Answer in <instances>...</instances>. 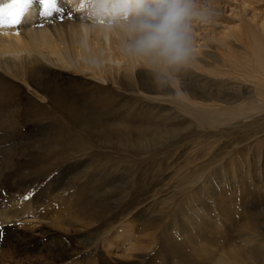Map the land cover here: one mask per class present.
<instances>
[{
    "label": "rangeland",
    "instance_id": "1",
    "mask_svg": "<svg viewBox=\"0 0 264 264\" xmlns=\"http://www.w3.org/2000/svg\"><path fill=\"white\" fill-rule=\"evenodd\" d=\"M248 1L219 5L218 22L239 26L236 40L217 51L207 43L208 67L222 75L189 76L185 88L199 92L195 102L210 103L219 93L240 106L262 104L243 57L252 34L261 38L255 23L264 30V0ZM62 74L45 77L44 103L23 89L20 117L0 120V212L17 213L14 203L35 189L27 200L33 211H61L72 226L56 229L44 219L30 244L3 235L0 264H217L232 246L242 255L252 252V264H264V110L218 122L221 128L200 126L178 102L141 100L129 80L98 88L83 76ZM160 124L173 131L153 133ZM9 125L17 130L5 131ZM247 224L259 233L251 242Z\"/></svg>",
    "mask_w": 264,
    "mask_h": 264
},
{
    "label": "bare ground",
    "instance_id": "2",
    "mask_svg": "<svg viewBox=\"0 0 264 264\" xmlns=\"http://www.w3.org/2000/svg\"><path fill=\"white\" fill-rule=\"evenodd\" d=\"M0 2H6V0H0ZM71 2L78 12L74 13L73 18L69 19L67 16L69 11L68 6L64 3V0H58L60 6L65 7V19L63 22L56 19L55 13L50 18L40 17L36 12V6L33 5L22 19L20 25L13 28H0V120L10 117H20L22 110L20 107L18 108L17 105L21 103L18 97L23 89H26L36 98L34 101L42 104L47 99V96L42 92L45 77L49 75L62 77L63 72L69 71L74 75H80L92 81L91 83H93V86L98 88H105L109 82L119 84L122 80H129L131 82L130 86L134 90L136 96L141 100L162 105L178 102L183 106L181 108L183 113L190 115L200 126L215 127L216 125V127H219L218 122L229 119V121H224L228 123L231 119L239 117L245 119L251 118L254 113L256 114L259 110H264V92L262 90L264 86V35L262 32H264V30L261 24L255 23V26H253L256 33L261 34V38L252 34L251 45L248 46L247 54L245 52L246 56L243 57L244 66L247 70V81L251 82L252 88L255 90V97L259 98L262 102V104L260 103L261 105H257L255 101L250 100L251 102H247L248 104L246 106H240V104H235L236 101L234 99H223L224 96H221L219 93L211 94L212 98L208 100L210 103H207L206 100V103H201L199 100L197 103L194 99L198 91L191 90V92H186L188 90L185 88L188 86L186 81L188 77L202 74L200 72L201 70L205 71V73L203 72L204 74H202L203 78L210 75H222L219 71H213V64L211 66L213 70L210 69L211 67H208L210 66L207 64L208 52L206 49L204 50V48H208V46L211 47V45L207 44L210 42L215 43L213 48L216 49V51L218 47H230L228 45L230 43V38L233 40L235 39L234 33L238 25L231 28L232 26H224L220 24L221 22H218V20H220L218 14L220 12L219 10H221L219 9V5H224L223 3L227 4L228 2H239L241 4L252 2L248 0H216L214 2L211 0H196V2H193L192 14L186 21L189 29L191 56L187 64L182 66L167 65L152 57L138 55L129 49L128 45L134 37V33L130 30L129 25L135 14V0H71ZM203 2L206 3L208 9L200 5V3ZM249 12L250 11H248L247 14ZM80 16L81 18H78ZM255 16H257L255 13L250 15L251 22L253 23L255 22ZM200 21L204 22L201 24ZM38 25L43 26L41 27ZM220 27H223V29H218ZM249 27L250 26H248V28ZM253 27H251V30ZM196 29H202L203 35L197 36L199 34L196 32ZM200 40L203 42L201 43ZM232 50L229 51L232 53ZM223 56L225 58L226 55L223 53L222 57ZM210 62L211 61H209V63ZM238 64L240 63L238 62ZM218 66L220 65L218 64ZM232 68L231 70H233ZM235 72L237 73V69ZM243 72L245 71H242V73ZM142 76L146 78L145 83L141 81L140 77ZM226 77H228V75ZM229 78L233 80L232 77ZM202 92L203 90L200 91V94H202ZM212 99H214V101H212ZM106 106H108V103H104L102 108H106ZM168 111L166 113L171 115V111ZM167 118L164 120L167 121ZM171 119L173 120V117H171ZM242 123L243 122L240 124ZM161 127L158 128L157 126V128H154L153 133L164 136L173 131V127ZM4 129L5 131L17 130L16 127L12 125L4 127ZM185 175H187V173ZM181 176H183V174ZM14 204L18 208L17 213L0 212V227L3 225L6 226L2 230L4 235L9 237H6L9 243L14 238L13 240L19 245H21V243L30 244L35 237L39 236V228L40 225L42 226V223H44V219L49 220L50 225L56 229L70 230V226H72L66 218L65 220L62 219L63 212L61 211L55 212L51 210L48 212V215L42 216L38 212L33 211L29 201L19 200ZM185 208H187V206ZM246 227L250 230V234H248V238H245L248 241H250V239H256L259 233L249 224H247ZM119 237L124 238V235L122 234ZM252 243L254 242L252 241ZM232 247H228L229 250L231 248V253L226 258L218 259L217 264H252V262H254L252 252H246L244 253L245 255H242L238 248L232 249ZM193 249L196 248L193 247ZM256 250L258 251V249ZM51 257L52 256H50V258ZM213 258L215 257L212 256V259L209 258L208 260H213ZM46 264H53V261Z\"/></svg>",
    "mask_w": 264,
    "mask_h": 264
},
{
    "label": "clouds",
    "instance_id": "3",
    "mask_svg": "<svg viewBox=\"0 0 264 264\" xmlns=\"http://www.w3.org/2000/svg\"><path fill=\"white\" fill-rule=\"evenodd\" d=\"M193 0H135L129 49L171 66L187 64L191 56L187 19Z\"/></svg>",
    "mask_w": 264,
    "mask_h": 264
},
{
    "label": "snow or ice",
    "instance_id": "4",
    "mask_svg": "<svg viewBox=\"0 0 264 264\" xmlns=\"http://www.w3.org/2000/svg\"><path fill=\"white\" fill-rule=\"evenodd\" d=\"M64 3L69 8L68 18H73V14L78 11L73 7L71 0H64ZM33 5L36 6V12L40 17L50 18L55 13L58 21L63 22L65 19V7L60 6L58 0H6V2H0V28H13L20 25ZM38 26L42 27L43 25ZM34 194L35 189L25 194L22 200L27 201ZM3 235V230L0 228V240Z\"/></svg>",
    "mask_w": 264,
    "mask_h": 264
}]
</instances>
